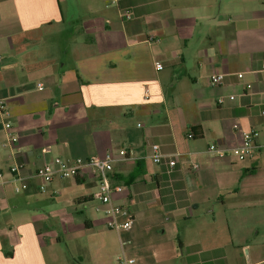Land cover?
<instances>
[{
	"label": "crops",
	"instance_id": "crops-1",
	"mask_svg": "<svg viewBox=\"0 0 264 264\" xmlns=\"http://www.w3.org/2000/svg\"><path fill=\"white\" fill-rule=\"evenodd\" d=\"M0 103V264H111L118 251L133 264H264V0H0ZM252 131L257 148L238 160L229 151ZM107 154L127 231L88 209L87 169L38 190L54 158Z\"/></svg>",
	"mask_w": 264,
	"mask_h": 264
},
{
	"label": "built area",
	"instance_id": "built-area-1",
	"mask_svg": "<svg viewBox=\"0 0 264 264\" xmlns=\"http://www.w3.org/2000/svg\"><path fill=\"white\" fill-rule=\"evenodd\" d=\"M132 18L130 12L125 11L122 13V19L128 21ZM156 70H162L160 64L156 65ZM226 74L223 73H213L208 79V83L211 87H219L223 84ZM237 79H242L243 74H237ZM247 89L251 88V85H246ZM38 89L41 90V84L38 85ZM229 100H233V96L228 97ZM224 99L219 98L217 100L218 105L224 104ZM3 104L0 103V112L3 114ZM264 116V112H261ZM4 115V114H3ZM4 131L6 133V140L4 142V147H12L18 141V136L13 133L11 124L9 122H4ZM254 132L244 133L242 135V142L239 147L231 149L229 152L238 160H245L251 158L253 155V150L257 148L254 143ZM189 138L191 135L188 136ZM151 157L154 163L160 164L163 159V155L160 154L159 147L157 145H150ZM42 152H47L44 149ZM208 152L211 154L223 156L225 150L219 148L217 145H211L208 148ZM120 159L125 157L124 150L119 152ZM114 158L107 154L103 157L91 156L86 159H74L72 161L64 160L61 158H54L50 163L39 167L35 171V176L40 179L41 183L38 187L39 191H43L44 188L49 185L55 178L60 180L75 179L83 170L91 171L97 178V189L91 196V199L99 202L104 206L103 214L106 218V227L110 230L127 231L131 226V218L128 209L120 204L113 201V196L116 193L121 192V188L113 187L110 181V173L113 170ZM169 168L174 166V161L169 160L166 162ZM23 168L22 165L15 164L9 168V173L13 176L16 182H21L22 178L20 176V171ZM193 170L197 169V166H192ZM2 179V174L0 173V180ZM26 185L21 183L15 188L18 192L25 189ZM133 259H126L124 256L117 259L116 264H133Z\"/></svg>",
	"mask_w": 264,
	"mask_h": 264
},
{
	"label": "rangeland",
	"instance_id": "rangeland-1",
	"mask_svg": "<svg viewBox=\"0 0 264 264\" xmlns=\"http://www.w3.org/2000/svg\"><path fill=\"white\" fill-rule=\"evenodd\" d=\"M67 21H69V19L68 20H66V22ZM68 25H70V24H68ZM73 29V28H72ZM50 201V203L52 204V202H51V200H49ZM52 201H55V200H52ZM97 204H99L98 202H91V203H89V205H88V209H90L91 210V212H92V210L93 209H95V207H96V205ZM260 205H258L257 207H258V209L259 210H261V211H264V201H261L260 203H259ZM45 214H46V218H50V221L48 222V224H49V227H51L52 229H53V231L56 233V232H58L59 231V224H58V220H57V218H56V214H59V212H58V209H56V207H55V205H53V208H47V209H45ZM262 222H264V221H262ZM184 226H182V227H180V228H183ZM105 231H108V230H105ZM258 232V234H259V238L261 239V240H264V223H261V224H259L257 227H256V229H254V233H257ZM96 233H97V231H96ZM101 236L100 237H105V238H107L108 237V232H102V234H100ZM87 237H90V236H87ZM109 242V243H111V241L108 239V240H106V242ZM118 247H119V244H118ZM238 255L237 256H235L234 257V259L238 262V261H240V262H244V261H246L247 262V253H246V251H244V250H241L240 248H239V250H238ZM117 256H120V257H122V256H124V254H122L120 251H118V254H117ZM232 258V257H231ZM75 259H76V264L79 262V260L75 257ZM233 259V258H232ZM116 261V260H115ZM112 262L111 264H116L117 263V261L116 262Z\"/></svg>",
	"mask_w": 264,
	"mask_h": 264
}]
</instances>
